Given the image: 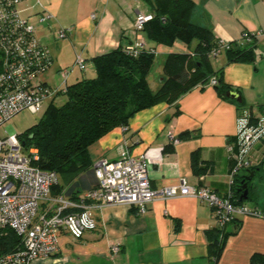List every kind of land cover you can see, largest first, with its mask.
<instances>
[{"label": "crops", "instance_id": "obj_1", "mask_svg": "<svg viewBox=\"0 0 264 264\" xmlns=\"http://www.w3.org/2000/svg\"><path fill=\"white\" fill-rule=\"evenodd\" d=\"M190 1L194 4L190 22L208 29L215 37L234 42L245 32L264 31V0ZM41 4L52 15L46 22L36 24L38 37L52 57L50 68L42 74L49 85H55L52 78L61 79L62 68L73 66L76 53L82 54L86 68L74 67L68 80L73 72L76 75L68 83L85 78L86 71L94 73L92 59L133 42L136 13H151L153 9L151 0H41ZM39 11L37 6L29 10L34 22ZM60 27L71 31L65 38L57 39L55 32ZM140 36L146 47L154 51L147 82L155 92L168 74L167 64L171 70L176 68V63L168 58L170 54H188L197 42L152 41L144 31ZM251 48L252 61L228 62L223 52L211 58L209 66L212 76L221 79V85L240 94L244 111L260 116L264 114V37L257 36ZM238 112L237 102L221 96L215 85L198 82L174 101H160L136 111L127 125L113 127L101 136L88 148V170L66 181L59 175V193L79 201L81 194L95 183L93 161L100 157L116 159L119 147L127 142L131 156L147 152V175L153 188L177 185L184 177L190 185H207L216 195L223 196L230 185L231 161L226 145L234 137ZM184 133L188 135L180 137ZM169 144L172 148L164 151ZM253 147L250 156L254 164H260L264 146ZM195 151L199 167H206L203 174L192 172L191 157ZM91 212L96 227L80 239L61 231L55 256L71 252L76 258L73 264H250L255 252L264 254V220L244 216L226 225L229 235L220 259L214 263L208 253L207 231L215 228V218L210 207L195 197L155 199L145 213L127 204L92 208ZM115 245L119 249L113 253L111 248Z\"/></svg>", "mask_w": 264, "mask_h": 264}, {"label": "built area", "instance_id": "obj_2", "mask_svg": "<svg viewBox=\"0 0 264 264\" xmlns=\"http://www.w3.org/2000/svg\"><path fill=\"white\" fill-rule=\"evenodd\" d=\"M24 3L30 5L22 7ZM36 6L40 11L34 22L29 10ZM153 16V13H136L132 24L135 40L122 48L129 56L149 50L140 34ZM51 17L41 0H0V126L21 110L38 113L44 103L66 93L74 67L86 68L82 54L76 53L73 66L59 71L58 85H49L42 79V74L52 64V57L38 37L36 24ZM70 31V28L60 27L55 36L62 39ZM257 36L264 37V31L245 32L234 42L216 36L207 57L217 58L234 44L252 46ZM216 83L215 77L208 82L211 86ZM235 125L234 138L226 145L232 166L230 185L223 196L216 195L207 185H190L184 177L177 185L153 188L147 175L150 165L147 152L133 157L125 142L119 147L116 159L100 157L93 161L91 170L95 183L75 201L59 192L53 193L52 188L59 185V174L56 170H42L35 164L39 159L35 146L25 149L19 134L0 136V231L13 230L20 239L19 247L0 254V264H33L37 258L55 256L61 231L80 239L86 231L96 227L91 209L113 204H127L145 213L148 204L155 199L195 197L210 207L220 237L226 225L241 217L255 216L264 220V210L258 206L234 204L230 189L234 176L254 164L250 156L253 146H264V114L254 116L240 109ZM118 249L117 245L111 248L113 253Z\"/></svg>", "mask_w": 264, "mask_h": 264}, {"label": "trees", "instance_id": "obj_3", "mask_svg": "<svg viewBox=\"0 0 264 264\" xmlns=\"http://www.w3.org/2000/svg\"><path fill=\"white\" fill-rule=\"evenodd\" d=\"M151 1V13L154 16L145 23L143 31L146 36L152 41L166 40L170 43L176 39L184 44L196 40L195 49L188 54H170L168 58L176 63V68L171 70L167 64L165 68L168 74L155 92L151 91L147 82L154 62L152 48L142 50L137 56H129L124 49L118 47L94 57V77H85L68 84V89L63 94L66 97L63 104L56 106L52 100L38 123L19 135L25 149L30 146L37 148L39 159L35 164L42 170H56L65 181L70 180L79 172L89 169V146L113 127L127 125L134 112L152 107L160 101H174L183 91L198 82L208 83L212 77L217 79L214 85L221 96L224 97L229 90L228 86L220 84L221 79L212 76L209 66L207 54L214 46L215 36L208 29L189 20L194 12V4L190 0ZM251 47L234 44L226 51L228 62L252 61L254 55ZM221 71L222 69L218 70ZM237 107L238 110L243 109V101L237 102ZM186 135L188 133L181 134L180 137ZM171 148L169 144L164 151ZM191 161L192 172L203 174L206 167H199L197 151L192 153ZM230 161L232 166V160ZM263 162L264 159L260 164H254L234 176V183L230 187L234 204L251 203L264 210ZM250 171H254L253 177L250 181L244 180ZM241 181L248 184L247 199L241 198V191H238ZM52 190L53 193L59 192V185ZM207 232L208 253L216 263L229 234L225 229L220 237V230L216 228ZM19 245L20 239L13 230L0 231V254L12 252ZM249 262L264 264V254L255 252Z\"/></svg>", "mask_w": 264, "mask_h": 264}, {"label": "rangeland", "instance_id": "obj_4", "mask_svg": "<svg viewBox=\"0 0 264 264\" xmlns=\"http://www.w3.org/2000/svg\"><path fill=\"white\" fill-rule=\"evenodd\" d=\"M93 74L94 73L90 71H86L84 77L92 78L94 77ZM75 75H76V72H73V75L70 77L68 82L71 83L72 78ZM52 79L54 82L53 81L51 82L55 83V85L60 82L58 77H55ZM65 100H66L65 95H58L54 99V104L56 106H60L63 104ZM47 105H48L47 103H44L38 113H34L31 110H27V109L21 110L15 116H13L11 119L7 120L3 125L0 126V136L7 137L10 133L17 134V135L18 134L21 135L25 133L28 129H30L31 126L38 123V121L41 119L42 115L46 111L45 109L47 108ZM262 170H264V162H263ZM248 202L250 203V201ZM73 259H76V258H74V255L71 252H69L67 254L61 253V255L59 256H51L47 258H37L35 259L33 264H73L72 263Z\"/></svg>", "mask_w": 264, "mask_h": 264}, {"label": "water", "instance_id": "obj_5", "mask_svg": "<svg viewBox=\"0 0 264 264\" xmlns=\"http://www.w3.org/2000/svg\"><path fill=\"white\" fill-rule=\"evenodd\" d=\"M226 97H229L237 102H242L240 94L235 90H227L225 93ZM23 145V143H21ZM254 175V171H250L249 174L244 178L246 181H250ZM241 191V198L247 199L248 197V184L247 182L241 181L240 188L238 190Z\"/></svg>", "mask_w": 264, "mask_h": 264}]
</instances>
